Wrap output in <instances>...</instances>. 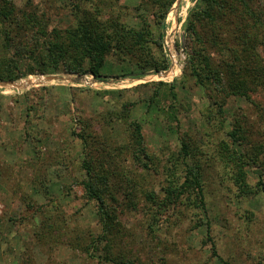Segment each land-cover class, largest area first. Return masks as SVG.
Returning <instances> with one entry per match:
<instances>
[{"label": "rangeland", "instance_id": "374dc122", "mask_svg": "<svg viewBox=\"0 0 264 264\" xmlns=\"http://www.w3.org/2000/svg\"><path fill=\"white\" fill-rule=\"evenodd\" d=\"M197 1L186 0L180 10H192ZM14 2L18 8L46 15L49 32L65 30L74 23L68 0ZM258 3L264 9V0ZM138 5V0H123L121 7L113 9L116 13L123 10L125 20L134 25ZM188 11L177 38L185 48ZM159 29L165 38L167 24ZM181 57L183 61L186 58L174 56L172 63L168 52L173 80L165 74L156 77L153 71L139 76L133 63H120L111 55L101 79L60 73L30 76L13 83L17 89L0 86V264H107L109 253L125 254L135 264H264V170L259 165L245 168L247 182L256 193L241 198L232 180L233 164L222 160L219 148L222 140L232 143L229 133L237 121L251 146H264V88L254 87L251 100L226 99L224 127L217 121L213 126L205 115L214 111V101L180 71ZM78 78L81 80L76 83ZM161 81L175 84L177 100L165 87L167 97L155 96V83ZM153 98L156 104L151 108ZM174 109L171 117L169 112ZM134 122L142 125L144 145L160 168L159 174L151 171L143 176L145 181H139L142 190L163 197L169 176L165 170L170 167L185 181L184 164L174 158L181 151L179 139L186 134L193 138V152L204 170L207 210L179 206L152 219L149 211L148 215L143 211L127 213L126 206H121L119 210L125 212L119 218L121 241L85 249L91 237L100 234V225L95 203L86 199L80 185L85 174L81 138L91 135L87 140L95 143L90 147L99 162L110 158V149H124L116 156L122 170L113 171L110 180L122 203L127 196V178L138 180L144 174L132 153Z\"/></svg>", "mask_w": 264, "mask_h": 264}, {"label": "trees", "instance_id": "16d2710c", "mask_svg": "<svg viewBox=\"0 0 264 264\" xmlns=\"http://www.w3.org/2000/svg\"><path fill=\"white\" fill-rule=\"evenodd\" d=\"M122 1L68 0L74 23L65 30L55 28L49 32L46 15H39L32 9L18 8L14 0H0V82L15 83L30 76L60 73L101 79L107 58L111 55L120 63L129 60L140 71L139 76L153 71L155 75L170 74L168 80H173L164 36L158 31L162 24H167L169 15L173 14L178 25L169 33L174 39L173 47L178 55L186 56L184 61L180 58L182 71L214 101V111L205 115L209 124L213 125L212 122L217 121L221 124L219 127H224L227 119L224 105L229 97L251 100L254 87L256 90L264 88V9L258 3L259 0H198L189 11L188 8L180 10L183 0H138V22L134 25L125 20L123 10L116 13L113 9ZM186 11L187 36L184 41L187 46H181L185 48L182 50L180 44L184 43L177 38L182 34L181 24ZM171 24L172 20L168 25ZM155 85L158 88L156 97L161 94L167 97L165 87L177 100L174 83L161 81ZM154 101H150L151 108L156 104ZM175 113L174 109L169 115L172 117ZM131 127L134 128L131 134L132 153L144 174L139 175L138 180L127 178V196L122 198V203L116 199L110 180L113 171L122 170L121 165L118 168L116 159L124 153V149L120 146L110 149V158L99 162L100 157L95 159L90 147H94L95 143L92 145L87 140L91 135L81 138L84 143L81 167L85 174L80 185L86 199L95 203L100 225V234L93 239L91 237L85 249L100 243H106L109 247L121 241L119 218L125 213L119 210L121 206H126L124 209L128 210L127 213L143 211L148 215L149 211L152 219H158L164 212L179 206L189 210H207L204 170L198 155L193 152V138L182 135L184 138L179 139L181 151L174 158V162L179 159L184 164L185 181L176 177L173 168L166 169L169 176L165 181L166 186H163L164 195L160 197L155 192L142 190L139 183L151 171L159 174L160 168L144 145L142 125L134 122ZM232 127L229 133L232 143L222 140L219 144L220 154L222 160L233 164L232 180L241 198H247L256 192L247 182L245 168L259 165L264 170V146H251L248 143V135L240 121ZM249 146L250 149L246 150ZM199 151L202 152L201 148ZM79 238H76V242ZM108 255L107 264H135L125 254ZM215 255L220 258L216 251Z\"/></svg>", "mask_w": 264, "mask_h": 264}, {"label": "built area", "instance_id": "2783aa9c", "mask_svg": "<svg viewBox=\"0 0 264 264\" xmlns=\"http://www.w3.org/2000/svg\"><path fill=\"white\" fill-rule=\"evenodd\" d=\"M184 2L186 1V0H183ZM171 20H172V24L171 25H168L170 22H171ZM167 32H166V36H165V40H164V43H165V46H166V51H167V54H168V52H169V54H170V56H171V61H172V63H173V57L174 56H176L178 59H179V55H178V53H177V51H176V49L173 47V42H174V39H170V36H169V32H170V30L175 26V27H177V20H176V18L173 16V14H170L169 15V17L167 18ZM179 62H180V60H179ZM180 64H181V62H180ZM180 71L182 72V64H181V67H180ZM170 72H173V65H172V68L170 69ZM158 76H163V73H161V74H158V75H156V77H158ZM170 77V74H168L167 75V78H169ZM12 87V89H17V88H14V87H16L15 86V84H10L9 86H7V87H2L1 86V88L2 89H10Z\"/></svg>", "mask_w": 264, "mask_h": 264}, {"label": "water", "instance_id": "95a60500", "mask_svg": "<svg viewBox=\"0 0 264 264\" xmlns=\"http://www.w3.org/2000/svg\"><path fill=\"white\" fill-rule=\"evenodd\" d=\"M80 80H81V78H78V79L75 80V82L78 83ZM10 84H12V83H2V82H0V86H2V87H7Z\"/></svg>", "mask_w": 264, "mask_h": 264}, {"label": "bare ground", "instance_id": "6f19581e", "mask_svg": "<svg viewBox=\"0 0 264 264\" xmlns=\"http://www.w3.org/2000/svg\"><path fill=\"white\" fill-rule=\"evenodd\" d=\"M162 77V76H161Z\"/></svg>", "mask_w": 264, "mask_h": 264}]
</instances>
